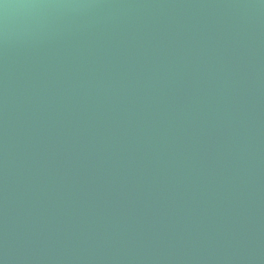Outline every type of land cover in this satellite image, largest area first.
Wrapping results in <instances>:
<instances>
[{
	"label": "water",
	"instance_id": "95a60500",
	"mask_svg": "<svg viewBox=\"0 0 264 264\" xmlns=\"http://www.w3.org/2000/svg\"><path fill=\"white\" fill-rule=\"evenodd\" d=\"M0 264H264V0H0Z\"/></svg>",
	"mask_w": 264,
	"mask_h": 264
}]
</instances>
